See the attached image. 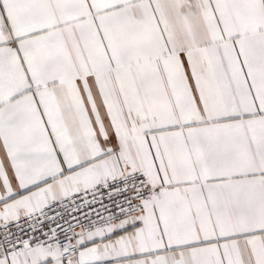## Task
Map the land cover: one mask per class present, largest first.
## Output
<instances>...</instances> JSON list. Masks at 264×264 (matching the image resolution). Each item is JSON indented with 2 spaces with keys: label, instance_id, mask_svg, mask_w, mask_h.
Returning <instances> with one entry per match:
<instances>
[{
  "label": "snow or ice",
  "instance_id": "obj_1",
  "mask_svg": "<svg viewBox=\"0 0 264 264\" xmlns=\"http://www.w3.org/2000/svg\"><path fill=\"white\" fill-rule=\"evenodd\" d=\"M0 264H264V0H0Z\"/></svg>",
  "mask_w": 264,
  "mask_h": 264
}]
</instances>
